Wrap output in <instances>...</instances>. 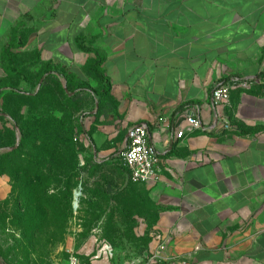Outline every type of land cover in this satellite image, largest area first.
Masks as SVG:
<instances>
[{
	"label": "crops",
	"instance_id": "obj_1",
	"mask_svg": "<svg viewBox=\"0 0 264 264\" xmlns=\"http://www.w3.org/2000/svg\"><path fill=\"white\" fill-rule=\"evenodd\" d=\"M10 44L19 77L4 72ZM48 67L110 84L107 119L96 105L81 127L95 162H115L128 130L147 126L161 174L142 187L168 257L264 264V0H0V81L65 85ZM232 78L253 84L231 92L220 132L211 92ZM192 108L208 130L177 140Z\"/></svg>",
	"mask_w": 264,
	"mask_h": 264
},
{
	"label": "rangeland",
	"instance_id": "obj_2",
	"mask_svg": "<svg viewBox=\"0 0 264 264\" xmlns=\"http://www.w3.org/2000/svg\"><path fill=\"white\" fill-rule=\"evenodd\" d=\"M14 84L0 95V264H68L104 251L125 264L152 251L161 235L150 191L129 183L120 158L97 163L82 150L91 100L61 82L31 95Z\"/></svg>",
	"mask_w": 264,
	"mask_h": 264
},
{
	"label": "built area",
	"instance_id": "obj_3",
	"mask_svg": "<svg viewBox=\"0 0 264 264\" xmlns=\"http://www.w3.org/2000/svg\"><path fill=\"white\" fill-rule=\"evenodd\" d=\"M252 84L250 81L232 78L212 90L211 105L215 113V128L220 132L230 129V124L222 115L221 109L228 104L231 92L235 90H248L252 87ZM181 118L185 122L186 128L181 129L178 125V130L175 134L177 140L196 132L208 130L199 120L196 109L192 108L184 111L181 114ZM120 159L127 171L128 181L131 185H143L155 182L161 174L158 154L149 143L148 128L144 124L134 125L128 130L127 142L120 154ZM167 244L168 241L160 236L152 251L143 254L137 261H127L125 264H187L185 258L174 260L168 257L166 255ZM68 264H115V256L111 251H104L90 260L70 259Z\"/></svg>",
	"mask_w": 264,
	"mask_h": 264
},
{
	"label": "trees",
	"instance_id": "obj_4",
	"mask_svg": "<svg viewBox=\"0 0 264 264\" xmlns=\"http://www.w3.org/2000/svg\"><path fill=\"white\" fill-rule=\"evenodd\" d=\"M12 45H8L6 48L3 49L2 52V64L4 66V72L9 77H19L20 72L15 67V62L12 57V54L10 52ZM55 73L56 75H59L63 77L65 80V87L68 95H72L71 97L75 100L80 99L79 97H85L89 100H91L93 108L97 105L98 112L96 115H102L107 119L109 113L111 112L110 108V101H109V92H110V84L109 82L103 78L100 72H96L97 82L99 85L98 90H93L91 86L89 85V82L87 80H69V76L66 75L63 71L55 70L52 68H46L45 74L48 73ZM21 81V80H19ZM29 84V91L28 94H32V90L37 89L38 84L33 85L28 80H23ZM49 81H53L56 83H59V80H42V83L38 89L43 88ZM16 90L15 84L12 85L10 83H6L4 81H0V95L3 92H14ZM107 123V121L105 122ZM82 127V126H81ZM79 137L88 143V147H82V150L87 153L90 156V159L93 160V154L90 150V146L92 145L89 133L83 132L81 128V133ZM136 186V185H135Z\"/></svg>",
	"mask_w": 264,
	"mask_h": 264
},
{
	"label": "bare ground",
	"instance_id": "obj_5",
	"mask_svg": "<svg viewBox=\"0 0 264 264\" xmlns=\"http://www.w3.org/2000/svg\"><path fill=\"white\" fill-rule=\"evenodd\" d=\"M79 197L78 192H75V194L73 195L74 201Z\"/></svg>",
	"mask_w": 264,
	"mask_h": 264
}]
</instances>
